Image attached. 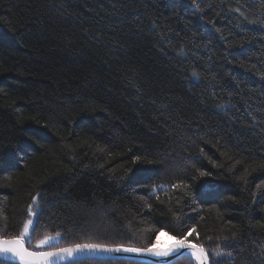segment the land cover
Returning a JSON list of instances; mask_svg holds the SVG:
<instances>
[{"label": "trees", "instance_id": "obj_1", "mask_svg": "<svg viewBox=\"0 0 264 264\" xmlns=\"http://www.w3.org/2000/svg\"><path fill=\"white\" fill-rule=\"evenodd\" d=\"M27 220L264 264V0H0V237Z\"/></svg>", "mask_w": 264, "mask_h": 264}, {"label": "snow or ice", "instance_id": "obj_2", "mask_svg": "<svg viewBox=\"0 0 264 264\" xmlns=\"http://www.w3.org/2000/svg\"><path fill=\"white\" fill-rule=\"evenodd\" d=\"M178 185H173L177 187ZM259 187V186H258ZM35 200V198H33ZM29 212H31V206L29 207ZM32 220L25 221L23 225V231L18 237L3 238L0 237V255L4 256L5 259L8 258L9 254L13 258H18L21 264H55L56 259H66L75 258V254L82 252L84 250L90 251H121V246L110 247L103 244H75L70 247L58 248L53 251H43V252H33L29 251L23 245V237L27 235L30 225H32ZM56 235H59L57 233ZM52 237L45 236L42 240L38 241V246L46 244ZM179 248H189L191 249V256L195 258L199 264H204L206 259V252L202 247L190 244L186 238L177 240L176 244L169 246L166 250H160L153 247L147 248H124V251L130 252H147L153 255H168L171 251L177 250ZM221 253L217 252L216 255Z\"/></svg>", "mask_w": 264, "mask_h": 264}, {"label": "water", "instance_id": "obj_3", "mask_svg": "<svg viewBox=\"0 0 264 264\" xmlns=\"http://www.w3.org/2000/svg\"><path fill=\"white\" fill-rule=\"evenodd\" d=\"M163 236H166L164 240L160 239L157 242H154L153 244L147 246V247H153L160 250H166L169 248V246L176 244L177 240H180L179 238H176L170 234H162ZM18 237V236H15ZM6 238V237H3ZM12 238V237H9ZM183 239V238H182ZM190 244L197 245L199 247H202L204 250L205 248L193 241H189ZM76 244H88V243H76ZM98 244V243H95ZM23 245L25 248H27L29 251L33 252H43V251H53L58 248H65L70 247L72 245L68 246H61L56 248H48V249H41V250H34L27 247V244L25 243V240L23 238ZM75 245V244H73ZM105 245V244H103ZM110 247H116L121 246V251H90V250H84L82 252H79L75 254V258H66V259H56L55 264H65L76 260L81 259H117V260H129V261H136V262H142V263H151V264H169L177 259H179L182 256H189L191 257L196 264H199L198 261L195 260L194 257L191 256V249L189 248H179L177 250L171 251L168 255H153L151 253L147 252H130V251H124V248H147V247H133L128 245H107ZM207 256L204 261V264H211L210 257L205 250ZM0 259L18 263L21 264V261L18 258H13L11 254H9L8 258L5 259L4 256L0 255Z\"/></svg>", "mask_w": 264, "mask_h": 264}, {"label": "rangeland", "instance_id": "obj_4", "mask_svg": "<svg viewBox=\"0 0 264 264\" xmlns=\"http://www.w3.org/2000/svg\"><path fill=\"white\" fill-rule=\"evenodd\" d=\"M33 224V223H32ZM32 226L30 225L29 227V231L27 233V235H25L23 238L24 240H28V244H30L32 247H28V248H31V249H34V250H41V249H48V247H50L51 245L55 244V243H58V235L56 234H49L47 232H40L41 235H37V234H34L33 236V232H32ZM45 236H50L52 237V239H50L46 244H43V245H39L38 246V241L42 240ZM15 237V236H14ZM34 237V238H33ZM160 238L158 237V240L159 241ZM156 241V242H157ZM73 245V244H72ZM68 246V245H67ZM128 246H131V245H128ZM133 247H137V246H133ZM174 262V261H173ZM172 263V262H171ZM15 264H18V263H15ZM170 264V263H169Z\"/></svg>", "mask_w": 264, "mask_h": 264}, {"label": "bare ground", "instance_id": "obj_5", "mask_svg": "<svg viewBox=\"0 0 264 264\" xmlns=\"http://www.w3.org/2000/svg\"><path fill=\"white\" fill-rule=\"evenodd\" d=\"M162 236H163V235H161L160 237L162 238ZM165 238H166V236H163V239H162V240H164Z\"/></svg>", "mask_w": 264, "mask_h": 264}]
</instances>
